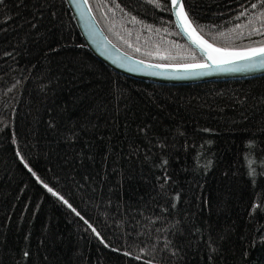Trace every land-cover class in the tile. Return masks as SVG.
<instances>
[{"label":"trees","instance_id":"16d2710c","mask_svg":"<svg viewBox=\"0 0 264 264\" xmlns=\"http://www.w3.org/2000/svg\"><path fill=\"white\" fill-rule=\"evenodd\" d=\"M88 2L132 57L203 61L170 0ZM184 3L218 48L264 40L248 35L260 0ZM0 264H264V77L135 81L87 49L65 0H3Z\"/></svg>","mask_w":264,"mask_h":264},{"label":"water","instance_id":"95a60500","mask_svg":"<svg viewBox=\"0 0 264 264\" xmlns=\"http://www.w3.org/2000/svg\"><path fill=\"white\" fill-rule=\"evenodd\" d=\"M65 2L87 49L102 64L116 74L135 81L174 87H192L264 77V66H260L258 63L261 58H255L253 61L237 60L234 64L220 66L223 68L241 69L238 71H221L216 65L203 69L186 70L183 65L155 64L137 59L125 53L109 39L96 19L88 0H65ZM174 13L175 9H172L173 21L179 33L203 59L199 63L211 64L210 61H207L206 56L203 55L202 47L194 42L193 36L189 35L190 29L185 22ZM196 32L198 36L202 37L197 30ZM203 40L206 39L203 38ZM249 63H255L257 66L251 69H244V65ZM196 73L201 74L197 75Z\"/></svg>","mask_w":264,"mask_h":264},{"label":"snow or ice","instance_id":"6c2138e0","mask_svg":"<svg viewBox=\"0 0 264 264\" xmlns=\"http://www.w3.org/2000/svg\"><path fill=\"white\" fill-rule=\"evenodd\" d=\"M156 3L159 2V0H155ZM0 3H3V0H0ZM171 8L175 9V15L177 17L182 18V20L185 22L187 27L190 29L189 35L194 37V42L198 43L199 46L203 49V55L206 56L207 61H210L209 63H199V64H187L183 65V67L186 70H194V69H203L208 68L213 65H216L219 70L221 71H238L241 69L237 68H223L220 67L221 65H229L234 64L237 60H243V61H253L255 58H261L259 59L258 63L260 66H264V40L261 41H254L255 44L258 46L254 47H247L241 51H229L227 49L222 48H216L212 44H209L206 40H203L202 37L197 35L196 28L194 26L193 18L189 16L188 10L185 9L183 0H170ZM261 7H264V0H260ZM252 9L257 8V4L253 3L251 4ZM248 12L242 11L240 13V16H247ZM255 19L259 20L260 27L254 26V20L249 19L248 25H252L250 31L248 32V35L251 36L253 33H258L262 36H264V11H260L258 14L255 15ZM237 27H245V25H237ZM140 49L137 48L136 51H139ZM143 63V61H141ZM159 66V65H158ZM257 65L255 63H249L244 65V69H251L256 67ZM197 75L201 73H196ZM46 188H48L49 192H52L53 195H58V193L54 192L52 188H49L48 185H44ZM59 199L63 201L65 205H67L69 208L72 209L73 212L76 213V215H80L79 212H76V209L72 207V205L68 202V200L64 199L63 196H59ZM93 232H95V229H92ZM99 235V233H97ZM27 255V253H25Z\"/></svg>","mask_w":264,"mask_h":264}]
</instances>
